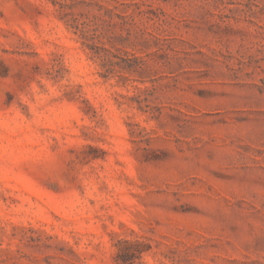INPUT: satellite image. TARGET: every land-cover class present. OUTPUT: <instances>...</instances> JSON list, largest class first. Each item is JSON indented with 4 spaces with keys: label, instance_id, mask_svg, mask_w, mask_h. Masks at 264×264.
I'll list each match as a JSON object with an SVG mask.
<instances>
[{
    "label": "rangeland",
    "instance_id": "rangeland-1",
    "mask_svg": "<svg viewBox=\"0 0 264 264\" xmlns=\"http://www.w3.org/2000/svg\"><path fill=\"white\" fill-rule=\"evenodd\" d=\"M0 264H264V0H0Z\"/></svg>",
    "mask_w": 264,
    "mask_h": 264
},
{
    "label": "trees",
    "instance_id": "trees-1",
    "mask_svg": "<svg viewBox=\"0 0 264 264\" xmlns=\"http://www.w3.org/2000/svg\"><path fill=\"white\" fill-rule=\"evenodd\" d=\"M89 49L94 53V54H98L99 52L96 50V48H92L91 46H89ZM117 256H119V253L117 254ZM124 262V260H122Z\"/></svg>",
    "mask_w": 264,
    "mask_h": 264
}]
</instances>
